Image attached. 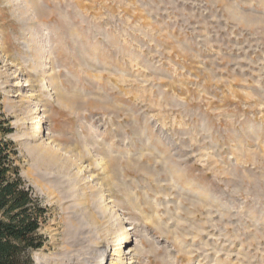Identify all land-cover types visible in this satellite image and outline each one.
Here are the masks:
<instances>
[{
	"label": "rangeland",
	"instance_id": "374dc122",
	"mask_svg": "<svg viewBox=\"0 0 264 264\" xmlns=\"http://www.w3.org/2000/svg\"><path fill=\"white\" fill-rule=\"evenodd\" d=\"M0 81L31 257L264 264V0H0Z\"/></svg>",
	"mask_w": 264,
	"mask_h": 264
},
{
	"label": "trees",
	"instance_id": "16d2710c",
	"mask_svg": "<svg viewBox=\"0 0 264 264\" xmlns=\"http://www.w3.org/2000/svg\"><path fill=\"white\" fill-rule=\"evenodd\" d=\"M9 132L0 118V264H32L30 251L44 243L39 228L45 208L19 173Z\"/></svg>",
	"mask_w": 264,
	"mask_h": 264
},
{
	"label": "bare ground",
	"instance_id": "6f19581e",
	"mask_svg": "<svg viewBox=\"0 0 264 264\" xmlns=\"http://www.w3.org/2000/svg\"><path fill=\"white\" fill-rule=\"evenodd\" d=\"M32 4V3H30ZM10 81H0V89H3L5 92L9 93L10 90H6V84H8ZM27 82V81H26ZM28 83V82H27ZM5 84V85H4ZM27 85V84H26ZM25 84L22 85V86H26ZM28 85H32L31 83H29ZM12 86H17V87H20V85H14L12 84ZM16 91V90H15ZM13 91V92H15ZM21 101V99H20ZM21 103V102H20ZM19 103V104H20ZM15 105V104H13ZM21 106V105H20ZM32 134H31V137L32 139H35V140H39V136L40 134L42 133V125H41V121H38V124L36 125V127L32 128ZM28 136V135H27ZM41 137V136H40ZM43 137V136H42ZM40 142H38V145L41 146V140H39ZM44 144V143H43ZM43 147V146H42ZM45 147V146H44ZM41 149V148H40ZM44 150L43 152L45 153V155L43 154V156H45L47 159L46 163L52 165L54 163H56L59 159L56 158L55 155H50V152L48 150V154H46V149H42ZM40 150V151H42ZM39 150H36L34 151L35 152H38L37 154H39L40 152ZM36 155V154H35ZM39 156V155H38ZM41 156V155H40ZM42 156V157H43ZM40 157L39 159L44 161L42 158ZM60 158V157H58ZM44 163V162H42ZM58 164V162H57ZM49 165V166H50ZM65 166V165H64ZM47 167V166H46ZM51 168V167H50ZM91 214V213H90ZM102 214V213H101ZM93 216V215H92ZM103 216V215H102ZM93 221L94 218H93ZM98 224V223H97ZM98 234V233H97ZM128 240L129 238L126 239V243L128 244ZM66 241V240H65ZM63 242V241H62ZM97 243V242H96ZM64 245V244H63ZM100 245V244H99ZM108 245V244H107ZM127 247H123V249H126ZM70 249V248H69ZM80 249V247H79ZM77 249L76 251H72L71 250H68L67 248H65V246H62V250L59 251V252H52V253H46V252H41V251H34L33 252V262L34 264H118V262L116 260L113 259V253L110 252V250L108 249L107 246H102V247H97L96 249H94V256L92 255V260L87 259L85 257H80L81 256V251ZM87 249V248H86ZM90 250V249H89ZM93 252V251H92ZM91 252V253H92ZM83 256V255H82Z\"/></svg>",
	"mask_w": 264,
	"mask_h": 264
},
{
	"label": "water",
	"instance_id": "95a60500",
	"mask_svg": "<svg viewBox=\"0 0 264 264\" xmlns=\"http://www.w3.org/2000/svg\"><path fill=\"white\" fill-rule=\"evenodd\" d=\"M32 258V257H31Z\"/></svg>",
	"mask_w": 264,
	"mask_h": 264
}]
</instances>
